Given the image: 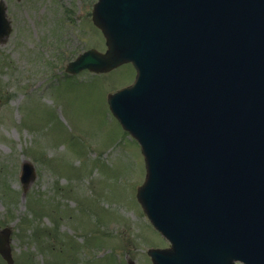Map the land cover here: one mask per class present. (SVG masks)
Wrapping results in <instances>:
<instances>
[{
    "label": "water",
    "instance_id": "water-1",
    "mask_svg": "<svg viewBox=\"0 0 264 264\" xmlns=\"http://www.w3.org/2000/svg\"><path fill=\"white\" fill-rule=\"evenodd\" d=\"M93 20L109 49L68 71H137L108 102L141 144L137 197L171 243L154 264H264V0H100ZM11 30L0 2V43ZM35 178L24 163V188Z\"/></svg>",
    "mask_w": 264,
    "mask_h": 264
},
{
    "label": "rangeland",
    "instance_id": "rangeland-1",
    "mask_svg": "<svg viewBox=\"0 0 264 264\" xmlns=\"http://www.w3.org/2000/svg\"><path fill=\"white\" fill-rule=\"evenodd\" d=\"M0 1L12 22L0 44V226L15 264H152L148 249L169 244L137 200L141 148L108 106L135 71L65 72L90 46L106 49L98 0ZM26 161L36 178L25 191Z\"/></svg>",
    "mask_w": 264,
    "mask_h": 264
}]
</instances>
